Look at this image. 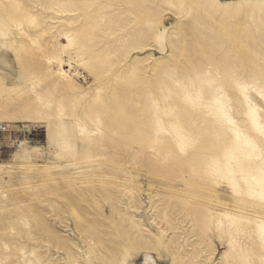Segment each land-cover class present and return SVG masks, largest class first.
<instances>
[{"label":"rangeland","instance_id":"rangeland-1","mask_svg":"<svg viewBox=\"0 0 264 264\" xmlns=\"http://www.w3.org/2000/svg\"><path fill=\"white\" fill-rule=\"evenodd\" d=\"M262 20L264 0H0V264H264Z\"/></svg>","mask_w":264,"mask_h":264},{"label":"bare ground","instance_id":"bare-ground-1","mask_svg":"<svg viewBox=\"0 0 264 264\" xmlns=\"http://www.w3.org/2000/svg\"><path fill=\"white\" fill-rule=\"evenodd\" d=\"M69 8V7H68ZM258 26V28L260 27V31H261V35H259V38L258 39H260V41L262 42V44L263 45H261L262 47L264 46V20H262V22H261V24L259 25V24H257ZM255 26V25H254ZM259 32V31H258ZM257 32V33H258ZM96 36V35H95ZM126 39H128V37L126 38ZM84 38H82V39H76V43H75V46H76V48L77 49H80L81 47H82V45H86V44H84ZM89 41V40H88ZM130 42V41H129ZM128 42V43H129ZM127 47L129 46L131 49L130 50H136V49H142V47H143V45H133V44H131V45H127V44H125ZM128 51V53L125 51L124 52V57L125 58H127L128 57V55H129V50H127ZM51 59H53V60H55L54 62L55 63H57V65L59 66V67H61L62 65H64V63L65 64H67V66H68V68H70V66H71V64H72V59H71V57L69 56V53L67 52V48H66V46L64 45L63 47H62V49L60 50V51H58L55 55H52V58ZM123 61V60H122ZM121 61V62H122ZM85 65V64H84ZM93 71V67H91L89 70H88V72L90 73V72H92ZM59 73H61V71H59ZM67 73V72H66ZM67 77H68V75L67 74H65ZM210 81V80H209ZM64 88H68V89H71V87H72V84H71V82H69L68 80L66 81V82H64ZM59 89H61L60 88V86H59V88L57 87V88H55V90H59ZM62 92H65L64 90L62 91ZM238 93H239V95H240V97L245 101V103H248V97L246 96V94H245V87H240L239 89H238ZM34 96L36 97V99H33L34 100V102H36L37 100L38 101H40L41 99H40V97H39V94L38 93H35L34 94ZM240 98V99H241ZM31 102V101H30ZM215 103H218V100L216 99L215 100ZM41 104V103H40ZM44 105V104H43ZM45 107L47 106V105H44ZM27 107V106H26ZM28 107H29V109H34V107H33V101L30 103V105H29V103H28ZM116 107V106H115ZM99 109V106H92V111H93V113H92V115H93V117H96L97 115H99L100 114V110H98ZM108 109L112 112V117H111V119H110V121L109 122H111V121H114V122H116V124H117V127H118V129L119 130H122V128L123 127H125V122H124V119H125V116H124V114L123 113H121V112H119L118 110H116L112 105H108ZM27 112V111H26ZM254 112H255V110H248L247 111V113H246V117L248 118V120H249V122H250V125H251V127H252V129H254V130H256V131H260V132H262L260 129V127H259V124H258V122H257V119L255 118V115H254ZM222 113H223V115H225V113L222 111ZM228 119V123L230 124V128H231V131L233 132V134H234V138H235V140L237 141L238 139H239V130L233 125V123L231 122V120L229 119V118H227ZM177 136H180V134H177ZM179 139H181L180 137H179ZM184 141V140H183ZM182 140H180L179 141V143H178V147H177V150L178 151H183V149H184V147H185V143L183 142ZM159 144H161V143H158V145ZM163 144V143H162ZM167 144V143H166ZM165 143H164V145H159L160 146V152L161 153H166L167 152V150H168V144L166 145ZM155 147V146H154ZM203 147V146H202ZM202 147L200 148V149H198V152H197V155H199L198 153L201 151V149H202ZM156 149L158 150V148H157V146H156ZM158 152V151H157ZM158 156H160V155H158ZM258 226V228L262 231H264V224H258L257 225ZM144 256H143V264H158L157 262H156V260L150 255V254H143Z\"/></svg>","mask_w":264,"mask_h":264}]
</instances>
